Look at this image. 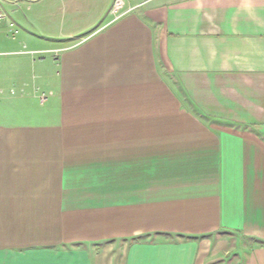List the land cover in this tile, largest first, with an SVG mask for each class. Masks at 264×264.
I'll return each mask as SVG.
<instances>
[{"label":"crops","instance_id":"1","mask_svg":"<svg viewBox=\"0 0 264 264\" xmlns=\"http://www.w3.org/2000/svg\"><path fill=\"white\" fill-rule=\"evenodd\" d=\"M119 1L0 0V264H264V0Z\"/></svg>","mask_w":264,"mask_h":264},{"label":"rangeland","instance_id":"2","mask_svg":"<svg viewBox=\"0 0 264 264\" xmlns=\"http://www.w3.org/2000/svg\"><path fill=\"white\" fill-rule=\"evenodd\" d=\"M14 29V28H13ZM14 32L11 31L10 33H8V35L10 36V34H13ZM7 34V33H6ZM230 238V251L233 252V251H237V248H240V247H244V246H247L250 244V241L249 240H244V239H240L238 237H229ZM230 253V252H229ZM226 257H229V255H226Z\"/></svg>","mask_w":264,"mask_h":264},{"label":"built area","instance_id":"3","mask_svg":"<svg viewBox=\"0 0 264 264\" xmlns=\"http://www.w3.org/2000/svg\"><path fill=\"white\" fill-rule=\"evenodd\" d=\"M121 7V2L119 0H116L115 4H114V13L117 12ZM2 20H3V16L2 14L0 13V24L2 23Z\"/></svg>","mask_w":264,"mask_h":264}]
</instances>
